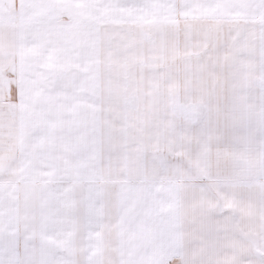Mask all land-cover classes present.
I'll return each instance as SVG.
<instances>
[{
    "label": "snow or ice",
    "instance_id": "obj_1",
    "mask_svg": "<svg viewBox=\"0 0 264 264\" xmlns=\"http://www.w3.org/2000/svg\"><path fill=\"white\" fill-rule=\"evenodd\" d=\"M0 264H264V0H0Z\"/></svg>",
    "mask_w": 264,
    "mask_h": 264
}]
</instances>
